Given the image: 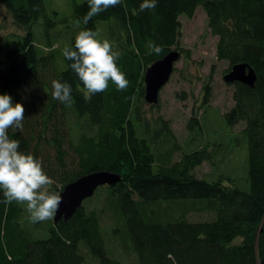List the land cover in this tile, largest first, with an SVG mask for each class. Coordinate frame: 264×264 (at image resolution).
Here are the masks:
<instances>
[{
    "label": "trees",
    "instance_id": "1",
    "mask_svg": "<svg viewBox=\"0 0 264 264\" xmlns=\"http://www.w3.org/2000/svg\"><path fill=\"white\" fill-rule=\"evenodd\" d=\"M2 6L28 30L0 41V264H122L108 247L103 213L116 248L134 255L137 264H264V0H83L72 14L86 36L65 49L59 73L53 46L38 55L30 30L40 19L54 22L44 0H0V16ZM198 8L217 38L215 57L226 65L224 75L236 65L255 74L251 87L230 84L233 105L223 115L231 131L242 126L236 134L245 138L247 151L241 184L200 176V165L215 161L211 153L204 147L181 152L169 123L147 120L142 110L157 107L144 100L151 65L171 51L191 64L190 51L180 46V17L192 18ZM103 22L117 50L105 36L99 40L109 80L86 94L89 62L97 54L92 33ZM211 79L202 84L203 104ZM200 115L189 128L201 127ZM148 121L159 130L140 137L135 124ZM159 132L166 140L151 142ZM158 144H165L162 150ZM98 172L120 177L96 191L101 205L89 210L87 199L70 219L54 222L63 189ZM17 178L48 186L46 199H23L9 181ZM42 200L49 201L50 215L28 225L22 214L30 205L37 210Z\"/></svg>",
    "mask_w": 264,
    "mask_h": 264
},
{
    "label": "rangeland",
    "instance_id": "2",
    "mask_svg": "<svg viewBox=\"0 0 264 264\" xmlns=\"http://www.w3.org/2000/svg\"><path fill=\"white\" fill-rule=\"evenodd\" d=\"M82 1L44 0L47 14L50 19L53 18L54 22L48 24L49 19L47 21L40 19L38 23L30 27L36 46L39 49L38 55H42L43 51L49 49L46 47L53 46L55 50L53 51V69L55 73H59L65 69L62 55L65 49L70 48L72 40H80L86 36L80 23L76 21L72 14L74 6L80 4ZM2 8L0 16V41L3 43L4 39H7L11 35H23L28 29L16 26L3 6ZM180 21L182 23L180 46L190 51L191 64H185L181 60L174 64V70L168 83L160 91L157 107L153 109L147 108L148 106L143 107L144 116L147 120H155L160 117L164 122L167 121L177 143L181 147V152H191L199 147H204V150L207 149L208 156L211 153L210 159L215 161L213 163L203 162L198 168L200 176L222 175L235 180L238 182L237 184H241L237 177L246 166V143L243 136L236 135L241 131L242 126L239 124L233 127L231 131L223 119V115L233 105V85H229L223 80L224 71L227 68L224 62L217 63L216 61L215 49L217 38L209 34L206 16L201 8L196 10L192 18L181 16ZM108 24V22L97 24L96 31L92 33V40L97 49V54L89 62L87 70L89 88L86 94H89L91 90L90 86L93 84H108L106 81L109 80V74L104 72L108 55L106 52L100 51L98 47L99 40H103L102 38L105 36L108 44L112 47L115 46L117 50L116 39L111 36L109 29L105 27ZM114 31L116 32L115 29ZM11 40L9 38L3 44L1 56L5 55L6 48ZM201 65L204 66L201 68ZM212 69L213 71H211ZM210 74L212 78L209 88L210 95L208 96V103L203 104L205 95L202 84ZM199 114L203 115L202 119L199 120L201 121V127L194 126L192 129L189 128L192 122L191 118L194 116L199 118ZM72 115V112H68L65 114V118H70L69 123H73L71 124L73 126L75 125V120L71 117ZM135 125L137 135L139 134L140 137H144L141 135L142 132L147 133L150 131V133H153L154 130H159L158 126H154L149 121L136 123ZM80 128L83 132L87 131L82 127ZM160 133L151 134L149 140L151 142L153 140L165 141L166 137L164 135L158 136ZM164 145L158 144L157 147L162 150ZM179 157L180 154L176 153L175 159ZM215 162H217V170L214 165ZM9 181L14 188L25 193L23 199H33L34 195L39 199H46L48 186H41L27 178L9 179ZM102 188L98 187L97 190L99 191ZM96 191L91 198V202L86 205V208L89 210L98 208L101 205L99 199L95 196ZM29 207V209L24 211L22 216H24V220L30 226L34 225V219H40L42 215L47 217L52 211L50 203L47 200H42L37 210H34L32 205ZM99 220L103 227L105 238L108 239L110 251L116 250V253H113L121 260L122 264H137L134 255L127 254L119 246L116 248V243L110 237L111 234L108 235L112 230V223L108 214H100Z\"/></svg>",
    "mask_w": 264,
    "mask_h": 264
},
{
    "label": "water",
    "instance_id": "3",
    "mask_svg": "<svg viewBox=\"0 0 264 264\" xmlns=\"http://www.w3.org/2000/svg\"><path fill=\"white\" fill-rule=\"evenodd\" d=\"M180 54L171 51L162 60L151 65L144 75V100L150 106L159 102L161 89L168 83L174 70V64L179 60ZM227 84L241 83L251 87L255 81L254 72L246 70V65H236L223 76ZM120 181L119 175L109 172H98L84 176L66 186L58 195L53 211V221H66L82 207L87 199L93 197L98 187L114 186Z\"/></svg>",
    "mask_w": 264,
    "mask_h": 264
},
{
    "label": "flooded vegetation",
    "instance_id": "4",
    "mask_svg": "<svg viewBox=\"0 0 264 264\" xmlns=\"http://www.w3.org/2000/svg\"><path fill=\"white\" fill-rule=\"evenodd\" d=\"M180 60L183 61V62H185L184 59H183V57H182V55H180V58H179L178 61H180ZM217 63H219V62H217ZM203 66H204V65H203ZM203 66L201 65V68H202ZM211 71H213V69H212ZM211 73H212V72H211ZM209 76H210V75H209ZM209 76H208V77H209Z\"/></svg>",
    "mask_w": 264,
    "mask_h": 264
}]
</instances>
